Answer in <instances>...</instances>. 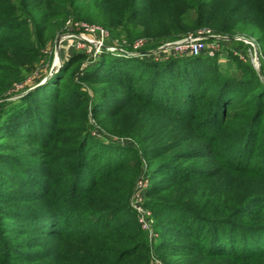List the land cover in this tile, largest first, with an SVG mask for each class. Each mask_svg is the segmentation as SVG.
<instances>
[{
  "label": "trees",
  "instance_id": "obj_1",
  "mask_svg": "<svg viewBox=\"0 0 264 264\" xmlns=\"http://www.w3.org/2000/svg\"><path fill=\"white\" fill-rule=\"evenodd\" d=\"M89 1L78 0L72 6ZM129 1L130 7L134 3L139 9L134 6L124 19L131 22L137 18L138 23L142 21L138 16H152L161 4L175 3L165 23L152 26L150 18L142 21L141 35L155 43L139 52L181 40L192 30L208 29L215 35L253 39L259 45L260 63L264 57V0ZM10 19L0 17V27L10 28L0 35V98L24 80V71L39 52L35 47L38 42L15 36L19 30ZM33 19V23L39 22L37 17ZM36 39L44 37L38 33ZM135 41L125 50L135 52L131 46ZM221 44L222 49H251L241 41ZM220 54L203 52L156 61L152 55L117 57L104 52L96 65L89 64L81 72V65L90 59L85 52H75L60 72L65 78L55 83L52 93L45 97L29 94L12 110L4 111L5 104H0V184L6 183L0 187V264H151L149 235L130 207L134 186L142 176L159 178L146 192L144 206L161 210L169 218L165 231L158 232L160 241L154 248L166 264L175 259L181 264H203L212 259L232 264L264 260V193L236 204L233 191L245 178L264 182V82L252 63L240 56L238 60L250 67L248 75L226 74L219 65ZM261 72L264 77V61ZM75 79L95 88L97 98L89 101L79 94L68 101L73 108L66 113L70 122H75L71 123L75 134L69 151L60 149L63 155L56 156L59 150L52 147L55 140L48 135L53 120L45 119L47 109L53 106L55 114L59 112L54 105L67 100L63 92L72 90ZM132 92L137 98H126L122 112L134 103L150 108L161 116L160 126L175 118L207 145L181 151L168 144L153 145L144 150L143 162L136 150H129L117 162L110 161L100 146L98 150L95 143L91 145L94 138L86 126L88 115L104 133L120 135L113 122L121 111L106 108L105 102ZM9 140H16V145L25 142V153L12 155ZM62 156L73 161L67 165L69 172L61 184L56 181L60 173H51ZM203 157L221 167L197 172L183 165L184 160ZM22 184L45 189L32 201L49 204L30 213L2 207L9 203L10 194L17 195ZM56 187L59 191H54ZM18 196L15 200H20ZM124 210L126 225L102 218L108 211ZM39 233L51 239L52 247L33 252L36 246L31 245V234ZM22 238L29 241L24 243Z\"/></svg>",
  "mask_w": 264,
  "mask_h": 264
},
{
  "label": "rangeland",
  "instance_id": "obj_2",
  "mask_svg": "<svg viewBox=\"0 0 264 264\" xmlns=\"http://www.w3.org/2000/svg\"><path fill=\"white\" fill-rule=\"evenodd\" d=\"M76 1L78 0H72L71 2L70 0H67L66 3L61 4L65 2V0H0V5L5 3H8L9 5L10 2L12 3V6H7L5 4L2 8H0V17L4 16L11 18L10 21H13V24H15L19 30L16 32L15 36L25 37L30 43L38 42L35 47L39 48V52L36 59L33 61V65L31 67H27L26 71H24V80L21 83L14 84L13 87L4 96H2V98H0V104H5L3 107L4 111L12 110L21 105L22 103L19 100L29 94L40 93L41 96L45 97L48 93H52V87L55 83L65 78V74L61 75L60 72L64 66L70 62L71 57L75 52H85L89 56L90 61L81 65L80 71L82 72L83 70H87L88 66L96 65L99 62L97 60L101 58L104 52L111 53L117 57L127 55L115 50L122 49L123 51H126L124 43L129 44L130 41L142 40L143 46L140 48V51L150 45H153L155 42L151 38L141 35L144 29L143 24H141L142 21L150 18L152 26L163 24L167 21L169 12L175 9L174 2L161 4L157 14H153L152 16L151 14H148L147 16H138L139 19L142 20L138 23L136 22L137 18H134L131 22L124 19V16H127L131 9L134 10L135 7V10L139 9V7H137L138 5H134V3L133 6L130 7L131 3L129 0H90L86 3L82 2L79 5L76 4L75 7H73L72 4L74 5ZM135 1L136 0H134V2ZM138 1L142 2L143 0ZM45 3L49 5L45 7ZM11 8H14V10H10ZM135 15L137 16V14ZM135 15L133 17H136ZM36 17L39 19V22L33 23V18ZM92 28L96 29V31L92 32ZM9 29L10 28L8 27H0V35L2 36V34ZM102 30L106 34L104 40L100 37ZM248 31L244 34H248ZM193 32V30L190 31L188 35L196 34L198 31L195 33ZM38 33L40 34V37H44V40L38 41L36 39ZM59 39H61V41L58 49L57 42ZM101 42L104 47L108 48L98 50L95 47V44ZM176 42L169 41L155 50H148L144 53L138 51L139 54L137 55L130 54L127 56H144L146 58L149 55H152V58L156 61L166 60L171 56H180V53L175 52L173 48L159 49ZM220 51L221 54L218 58L219 65L221 70L225 71L226 74H230L233 77H239L242 73H245V76L248 75L247 71L250 67L238 60L239 55L244 57L245 61H250L254 66L252 59V54L254 52L250 48L247 49L230 46L226 49H221ZM241 59L244 60L243 58ZM262 61H264V57H262ZM262 61L260 63L259 57L260 69ZM225 72L223 74H225ZM94 91L95 88L86 86L75 79L72 90L69 92H63V95H66L65 99L67 100L65 102L57 101L54 105L59 112L55 114L53 106L47 109L45 119H49L50 122L53 120L51 123L52 129L50 133L48 132V135H50V139L53 138L51 140H55L52 147H56L59 150L58 152L55 151L56 156L63 155L60 153V149H63L65 153L69 151L71 143L70 139H72L75 134L74 126L71 125L73 121L70 122V114L66 113V111H70L71 108H73L68 104V101L71 98L77 97L79 94L85 96L89 101H94L97 98ZM132 93L133 94L129 95L121 94L114 102H105L106 108L110 109L113 107L114 110L117 111L116 108H118L121 111V114L114 119L113 122L116 123L114 127L120 135H108L104 133L94 122L91 114L89 113L88 115L86 126L90 129L91 136L94 138L91 145L94 147L96 144L98 150V146H100L101 151L107 155L106 158L110 161L113 160L117 162L119 157H126L129 150H136L143 162L144 150L153 145L168 144L172 147H177V151L200 148L207 145L206 142L194 136L189 129L185 130V128L181 126L180 122H178L175 118L164 121L163 125L160 126L157 122L159 123L161 116L158 115V113L153 112L152 109L150 110V108L144 109L142 105L134 103L122 112L125 105L124 102L127 101H124L126 98H137L135 92ZM191 136H194V138L190 139ZM14 141L16 140H9L7 145L10 149H13L11 152L12 155L19 157L20 152L25 153L24 150L26 149V143L23 142L16 145ZM230 145H232L231 142ZM23 153H21V157H24L25 154ZM72 161V157L68 158L62 156V162L57 164L53 169L51 174L60 173L58 178H56L58 183L65 177V173L69 172V170L67 171V165H69ZM105 161L107 160L105 159ZM98 162L99 165H97L102 167V161L99 160ZM183 165L189 170L196 169L197 172L201 170L212 171L215 168L217 169L218 166L221 167L211 158L204 157L191 159L190 161L184 160ZM8 169L10 170V168ZM9 170L8 172L12 176L16 177L15 172H10ZM145 178H147L148 184L142 192V198L143 203L147 204L148 199L145 196L146 192L148 191L150 185L157 182V179L159 178H149L147 176H145ZM239 184V186L233 189L235 196L234 203L236 204L241 203L243 199L251 197L254 194L264 193V182H257L256 180L245 178ZM2 186L5 187L6 183H1L0 187ZM58 189L59 188L56 187L54 191H59ZM18 191L17 195L12 193L8 196V204L3 203L1 206L18 209L22 213H30L39 211L43 209L42 207L49 204V202L45 200H41L39 202L32 201L35 196H41L45 189L38 190L28 184H22V187ZM133 194L134 190L130 199L131 208ZM18 195H21L20 200H15L18 199ZM105 204H107V202H105ZM82 209L88 211V207L85 205H82ZM146 210L151 214L150 219L153 224L154 231L156 230L157 233H163L167 227L164 223L165 221H169V218H166L165 213L161 210H153L150 208H146ZM126 211L124 210L120 213L108 211L102 214V218H107L108 220L116 219L117 224L122 223V225H126L128 221ZM80 219L81 217L77 219L78 223L81 222ZM116 223L114 225H116ZM86 227L89 228V226ZM159 233L158 237L149 236V245L152 246H150L149 255L151 259L154 256L159 259L162 264H166L154 249L160 241ZM31 235L33 240L31 245L36 246V249H34L33 252L44 251V249H48L51 246L49 244L51 239H48L45 235L40 233ZM27 239L28 238H22L21 241L26 243L29 241ZM180 262L181 261L175 259L173 264H181ZM203 264L232 263L228 260L222 261L212 259L204 260ZM251 264H264V260L258 263L253 262Z\"/></svg>",
  "mask_w": 264,
  "mask_h": 264
},
{
  "label": "built area",
  "instance_id": "obj_3",
  "mask_svg": "<svg viewBox=\"0 0 264 264\" xmlns=\"http://www.w3.org/2000/svg\"><path fill=\"white\" fill-rule=\"evenodd\" d=\"M92 32H95L96 29L92 28ZM100 37L104 40L106 37L105 32L102 30L100 33ZM241 41L251 47L253 50L252 59L254 66L257 70V60L256 58L260 57L259 45L253 39H249L245 36H235L234 38H229L226 36H220L213 34L208 29H201L196 34H189L186 37L182 38L181 40L176 42V46L173 47L175 52L180 53V55H191V56H198L203 52L208 53L209 55H215L216 52H220L222 49L221 42L224 41ZM103 42V41H102ZM96 43L95 47L99 50L102 48H106L103 46V43ZM128 43H124V46H127ZM143 46L142 40H137L133 43L132 48L134 49L135 53H138L140 48ZM240 56V55H239ZM241 57V56H240ZM245 60L244 57H241ZM260 64V63H259ZM148 184L147 178L144 176L140 177L137 181L134 189L133 194V202H132V209L137 213L138 222L142 229L146 231L149 236L157 237L154 231L153 224L151 223L150 219V212L146 210L143 203L142 192L146 188ZM151 264H162L161 261L154 256L152 257Z\"/></svg>",
  "mask_w": 264,
  "mask_h": 264
},
{
  "label": "water",
  "instance_id": "obj_4",
  "mask_svg": "<svg viewBox=\"0 0 264 264\" xmlns=\"http://www.w3.org/2000/svg\"><path fill=\"white\" fill-rule=\"evenodd\" d=\"M60 41H61V39H59L58 42H57V48H58V49H59ZM176 45H177L176 43H172V44H170V45H167L166 47H162V48H160L159 50H162V49H164V48H173V47H175ZM106 48H108V47H106ZM115 50H117V51H119V52H122V53H124V54H127V55H130V54L137 55V54H139V53H133V52L131 53V52L123 51L122 49H115ZM256 60H257V63H258V66H257V72H258L260 78H261V79L263 80V82H264V77H263V74H262L261 69H260V64H259V59H258V57L256 58Z\"/></svg>",
  "mask_w": 264,
  "mask_h": 264
}]
</instances>
